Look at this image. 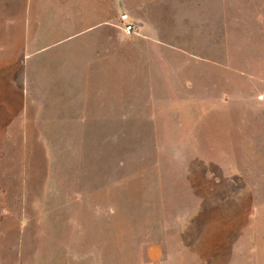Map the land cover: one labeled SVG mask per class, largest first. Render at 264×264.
<instances>
[{
    "label": "rangeland",
    "instance_id": "obj_1",
    "mask_svg": "<svg viewBox=\"0 0 264 264\" xmlns=\"http://www.w3.org/2000/svg\"><path fill=\"white\" fill-rule=\"evenodd\" d=\"M55 13L0 0L10 264H264V0H106L60 48Z\"/></svg>",
    "mask_w": 264,
    "mask_h": 264
},
{
    "label": "crops",
    "instance_id": "obj_2",
    "mask_svg": "<svg viewBox=\"0 0 264 264\" xmlns=\"http://www.w3.org/2000/svg\"><path fill=\"white\" fill-rule=\"evenodd\" d=\"M39 0H28V9L32 10L33 6L38 3ZM51 4L55 6L56 13L54 16L52 29L53 39L57 41L49 44V47L60 48L70 42L81 40L91 35H99L100 31L106 26V0H49ZM23 32V46H26L27 39L30 38L31 31V16H28L24 21ZM102 27V29H101ZM10 35V22L9 18L5 16V44H3L2 58L0 60V79L2 81L3 93L7 92L10 88V74L11 58L8 50V37ZM81 38V39H80ZM43 50L41 53H43ZM40 54V53H39ZM26 59V57H24ZM14 63V61H13ZM29 227L26 222L18 225L17 231L19 234L26 235L25 228ZM34 236L36 234L34 233ZM29 242L31 236L28 231ZM39 237V235H38ZM22 238L19 244V248L25 245L26 241ZM15 247L14 240L11 239L10 229L5 224V218L0 217V264H10L11 249ZM21 249V248H20ZM34 254L36 253V246L34 245ZM151 256V262L147 264H161L160 250L158 248H151L149 251ZM153 254L157 256H153Z\"/></svg>",
    "mask_w": 264,
    "mask_h": 264
},
{
    "label": "built area",
    "instance_id": "obj_3",
    "mask_svg": "<svg viewBox=\"0 0 264 264\" xmlns=\"http://www.w3.org/2000/svg\"><path fill=\"white\" fill-rule=\"evenodd\" d=\"M133 31V27L130 25L125 26V33L130 35Z\"/></svg>",
    "mask_w": 264,
    "mask_h": 264
}]
</instances>
